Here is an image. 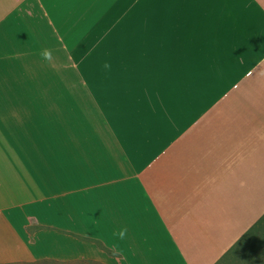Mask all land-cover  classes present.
Listing matches in <instances>:
<instances>
[{
  "label": "crops",
  "instance_id": "1",
  "mask_svg": "<svg viewBox=\"0 0 264 264\" xmlns=\"http://www.w3.org/2000/svg\"><path fill=\"white\" fill-rule=\"evenodd\" d=\"M263 218L264 0H0V264H216Z\"/></svg>",
  "mask_w": 264,
  "mask_h": 264
},
{
  "label": "trees",
  "instance_id": "2",
  "mask_svg": "<svg viewBox=\"0 0 264 264\" xmlns=\"http://www.w3.org/2000/svg\"><path fill=\"white\" fill-rule=\"evenodd\" d=\"M255 243H259V245L255 246ZM252 245L253 247H250ZM49 261L2 264H48ZM79 262L97 263L95 261ZM216 264H264V218L250 229Z\"/></svg>",
  "mask_w": 264,
  "mask_h": 264
},
{
  "label": "rangeland",
  "instance_id": "3",
  "mask_svg": "<svg viewBox=\"0 0 264 264\" xmlns=\"http://www.w3.org/2000/svg\"><path fill=\"white\" fill-rule=\"evenodd\" d=\"M83 96H67V125H81V124H94L96 117L90 110H86V106L83 105ZM59 107V102L57 101V108ZM57 116V121H58ZM258 246L259 243H255ZM250 247H253L250 246ZM249 247V251L251 250ZM48 264H99L90 262H55L49 261Z\"/></svg>",
  "mask_w": 264,
  "mask_h": 264
}]
</instances>
